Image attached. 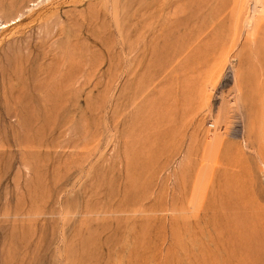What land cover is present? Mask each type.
Here are the masks:
<instances>
[{
  "label": "rangeland",
  "instance_id": "1",
  "mask_svg": "<svg viewBox=\"0 0 264 264\" xmlns=\"http://www.w3.org/2000/svg\"><path fill=\"white\" fill-rule=\"evenodd\" d=\"M263 1L0 0V264H264Z\"/></svg>",
  "mask_w": 264,
  "mask_h": 264
},
{
  "label": "bare ground",
  "instance_id": "2",
  "mask_svg": "<svg viewBox=\"0 0 264 264\" xmlns=\"http://www.w3.org/2000/svg\"><path fill=\"white\" fill-rule=\"evenodd\" d=\"M260 1H262V0H260ZM263 2H264V1H263ZM254 4H255V3H254ZM254 4H253V6H254ZM258 4H259V3H258ZM262 4H263V3H261V5H262ZM253 6H252V7H253ZM255 6H256V4H255ZM256 7H257V6H256ZM254 8H255V7H254ZM262 8H263V7H262ZM254 11H256V10H254ZM261 11H262V9H261ZM263 12H264V10L261 12V13H262V14H261V13L258 11V13H260L261 15H264ZM253 13L256 14V17H257V16H258L259 18H260V17H264V16H259V14H258L257 12H253ZM257 14H258V15H257ZM251 17H252V16H251ZM253 17H254V16H253ZM253 17H252V21H253ZM261 19H262V18H261ZM261 19H260V20H261ZM250 20H251V19H250ZM252 21H251V22H252ZM254 21H255V23H257V22L259 21V19H258V21H257L256 19H254ZM254 21H253V22H254ZM251 22H250V25H251ZM253 22H252V23H253ZM246 23H247V22H246ZM255 23H253V24H254V27H256V26H255ZM261 23H262V22H261ZM263 23H264V22H263ZM256 25H257V24H256ZM254 27H252V28H254ZM254 30H255V28H254ZM255 31H256V30H255ZM259 40H260V39H259ZM253 42H254V41H253ZM263 43H264V42H263ZM255 45H256V44H255Z\"/></svg>",
  "mask_w": 264,
  "mask_h": 264
}]
</instances>
